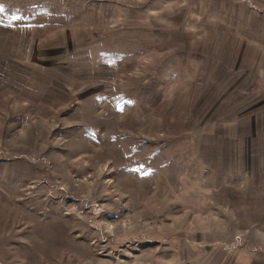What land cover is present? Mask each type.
I'll use <instances>...</instances> for the list:
<instances>
[{"label":"rangeland","instance_id":"rangeland-1","mask_svg":"<svg viewBox=\"0 0 264 264\" xmlns=\"http://www.w3.org/2000/svg\"><path fill=\"white\" fill-rule=\"evenodd\" d=\"M0 8V264H264V0Z\"/></svg>","mask_w":264,"mask_h":264},{"label":"snow or ice","instance_id":"snow-or-ice-1","mask_svg":"<svg viewBox=\"0 0 264 264\" xmlns=\"http://www.w3.org/2000/svg\"><path fill=\"white\" fill-rule=\"evenodd\" d=\"M4 11V9L3 8H0V13H2Z\"/></svg>","mask_w":264,"mask_h":264}]
</instances>
